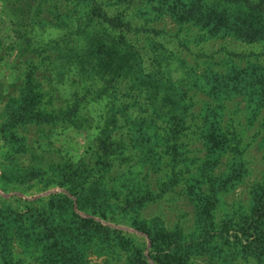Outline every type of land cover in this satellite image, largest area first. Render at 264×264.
<instances>
[{"label": "rangeland", "instance_id": "1", "mask_svg": "<svg viewBox=\"0 0 264 264\" xmlns=\"http://www.w3.org/2000/svg\"><path fill=\"white\" fill-rule=\"evenodd\" d=\"M32 1L0 0V178L4 176L0 182V264H134L139 253L134 248L142 249L144 244L135 242L133 249L122 250L117 234L108 230L117 228L113 223H130L132 219L152 222L167 232L180 231L186 241L205 242L199 254L187 259V264H264L262 259L229 253L226 245L222 246V254L217 245L221 238L225 242L224 237L207 239L200 228L206 221L225 229L227 223L248 212L252 189L264 178V108L251 119L244 103L235 108L234 102L226 104L225 122L241 132L238 148L246 173L239 180L231 173L232 154L218 150L213 153L205 146L198 123L214 104L202 91L205 88L199 86L204 81L200 75L210 64L224 72L227 58L235 66L245 67L246 56L264 54V43L205 36L194 24L177 22L172 17L168 7L172 0H132L122 4L115 0H37L40 3L35 12L37 20L44 21L42 25L18 27L17 22L26 15ZM93 2L101 5L108 16L128 24L129 28L122 29L130 42L147 54L142 69L146 66V71L151 70L152 61L147 57L159 47L165 56L171 54L181 73L193 69L198 77L193 78L197 80L196 88H183L182 108L189 119L179 121L182 126L176 128L170 140L145 148V132L141 135L125 121L127 114L131 117L129 112L134 120L146 115L142 93L130 84L119 87L115 102H125L127 109L114 107L112 114L117 123L105 136H99V123L94 129L78 128L60 118L59 114L66 110L68 115L83 117L84 110L70 111L73 102L64 103V99L75 90L58 93L52 79L55 73H46L58 61L53 41L74 32L76 22L92 10ZM57 17L58 22L72 23L70 29L44 25L49 18ZM21 31L33 40V46L17 38ZM99 86L91 84L87 90ZM76 92L77 98H82L84 91ZM85 107L94 117L91 107ZM203 168L205 179L200 176ZM211 175L220 183L210 181ZM218 185L221 189L213 191ZM75 188L102 192L103 198H99L92 214L76 210L71 195L77 191H71ZM61 195L72 198V205L62 204ZM15 196L24 202L9 204ZM52 196L58 209L55 219L48 205L31 203L39 199L47 202ZM207 198L216 203L200 212L198 205ZM13 207L23 212L21 229L12 223ZM78 218H92L97 225L81 224ZM123 228L146 238L144 254L148 256V236L133 226ZM127 241L131 243L130 238Z\"/></svg>", "mask_w": 264, "mask_h": 264}, {"label": "trees", "instance_id": "2", "mask_svg": "<svg viewBox=\"0 0 264 264\" xmlns=\"http://www.w3.org/2000/svg\"><path fill=\"white\" fill-rule=\"evenodd\" d=\"M68 1L65 0V3ZM131 1L115 0V3L122 4ZM162 1L159 0V3ZM39 3L40 1L37 0L32 1V5L27 8L26 15L17 22L18 27L25 29L28 26L32 27L44 22L37 20L35 11L39 8ZM48 3L51 2L48 1ZM161 5L165 7V5ZM168 7H171V15L177 22L182 20L185 23L194 24L205 33V36L207 34L212 38L231 37L247 43H264V0H172ZM58 21V17L49 18L44 25L62 30L70 29L72 23ZM123 27L129 28L127 23L123 25L117 18L108 16L102 10L101 5L93 2L92 10L82 15L76 22V27L73 28L74 32L70 35L64 34L65 37L53 41L54 48L58 52L56 55L58 61L46 73H55L52 79L55 80L54 86L57 89L50 86L51 89L60 93H66L70 89L75 90L74 94L71 93L67 99H64V103L73 102L72 107L74 108L70 111L77 109L81 112L84 110V116L77 118L73 114L68 115L69 110H66L65 114L60 113L62 121L72 127L86 126L90 129H94L95 125L99 123L97 125L100 128L99 136L107 135L111 125L117 123L112 114L114 107L119 105V107L127 109L125 102H115L120 95L119 87L123 84L134 85L146 101L144 104L146 115L134 120L129 112L131 117L127 114L125 121L133 129L141 132V135L142 131L145 132L148 139L142 135V141L145 142L144 147L148 148L150 144L170 140L169 138L174 135L176 128L182 126L179 125V121L189 119V115L182 108V101L185 99L183 88L184 86H190L192 90L196 88L197 80L193 79L196 75L193 69L181 73L171 54L165 56L164 51L159 47L154 49L153 56L147 57L152 61L149 64L151 70L146 71V66L142 69L147 54L141 53L130 42L126 30L122 29ZM17 38L23 40L28 46H33V40L27 38L25 31L18 32ZM253 56L254 58L246 56L247 65L245 67L235 66L234 61L227 58L224 59V66H227L224 72L219 67L215 68L216 64H210L211 67H207L200 75L204 81L199 86L205 88L202 91L214 103L207 108V112L198 122L201 124L199 126L200 137L205 146L207 145L213 153L218 150L225 154H232L230 161H233L230 164V169L235 180H239L246 170L243 167L241 149L238 148L241 132H237L231 124L228 125L225 122L226 104L234 102L235 108V106L239 107L241 103H244L246 112L251 119L264 108V54H253ZM157 68L163 71L157 70L156 72ZM91 84L100 86L93 91L87 90ZM76 90L84 91L82 98H77L79 95ZM85 95L89 98H85ZM137 102L143 104L140 100ZM85 105L91 107L94 117L91 116V111ZM92 123L93 125H91ZM230 127L232 129L229 132L228 128ZM177 133L180 138V130ZM262 137L261 144L264 149V135ZM204 172L205 168L200 173L202 179L206 178L203 176ZM2 179L4 176H1L0 182ZM215 179L216 177L209 176L210 181L219 184L220 182ZM225 182L224 179L222 185H225ZM221 187L218 185L212 190L216 191ZM76 190L75 188L71 191ZM71 195L75 201L76 210L87 214H92L96 205L99 204V198H103L102 192L96 189L86 191L81 188ZM212 195L217 194L212 192ZM61 196L62 204L72 205L74 202L71 200L72 198ZM14 198V200H10L9 204L14 206L16 203L24 202L22 197L15 196ZM54 201L55 198L52 196L47 202L39 199L31 203L48 205L51 210H54L55 219L58 209L53 204ZM215 203L213 198L203 199L198 205L199 211L204 212V208H208V211L209 206L215 205ZM11 211L13 225L21 229L23 212L19 207H13ZM49 220L50 216L47 217V221ZM78 221L81 224L97 225V222L92 218H78ZM113 224L117 228L108 230L117 234L120 239V245L118 244L120 249L131 250L135 242L144 244L142 249L134 248L137 253L139 251L136 259L133 260L134 264H151V262L153 264H187V259L190 256L199 254L200 250L204 248L205 242L183 240L180 231L167 232L152 222L139 223L136 219H132L130 223L121 221ZM131 226L148 236L150 244L147 251L148 256L144 254L147 245L146 238L132 235L123 228ZM200 228L201 235L207 239L218 240L224 237L225 242L221 238L222 242L217 245L222 254L225 252L222 246H228L225 249L229 253L264 261V178L252 189L251 206L248 212L227 223L225 229L214 222L209 225L206 221L201 223ZM62 229L66 231L64 228ZM127 238L131 239V243L127 241ZM51 246L53 247V245Z\"/></svg>", "mask_w": 264, "mask_h": 264}]
</instances>
